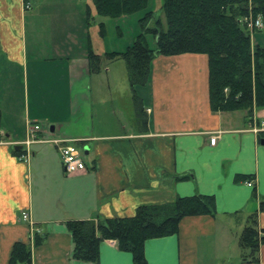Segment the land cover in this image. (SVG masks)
<instances>
[{
  "label": "crops",
  "instance_id": "1",
  "mask_svg": "<svg viewBox=\"0 0 264 264\" xmlns=\"http://www.w3.org/2000/svg\"><path fill=\"white\" fill-rule=\"evenodd\" d=\"M94 11L91 0H0V264L16 242L33 243L31 222L44 237L32 264H95L73 259L69 220L130 217L141 205L197 193L215 196L218 215L186 217L178 234L147 240V264H264V243L252 263L239 246L253 212L264 229V128L255 130L264 108L253 121L243 110L215 112L207 55L161 54L138 89L139 116L125 63L107 60L90 73ZM34 123L45 140L79 141L87 170L66 174L49 141L16 154ZM102 243L99 264H133L115 241Z\"/></svg>",
  "mask_w": 264,
  "mask_h": 264
},
{
  "label": "trees",
  "instance_id": "2",
  "mask_svg": "<svg viewBox=\"0 0 264 264\" xmlns=\"http://www.w3.org/2000/svg\"><path fill=\"white\" fill-rule=\"evenodd\" d=\"M99 15L119 18L144 12L140 19L142 31L125 50L96 53L89 41L90 73L102 72L104 59H123L127 65L129 86L132 89L136 111L141 110L139 87L149 84L152 61L158 55L201 53L209 61L210 105L215 112L247 111L252 118L258 108H264V45L253 44L251 32L242 19L261 16L264 23V0H163L167 28L162 19H155L150 0H91ZM264 29H255L256 33ZM101 34H106L101 24ZM154 43H152V40ZM1 48V47H0ZM0 109V127L2 125ZM253 121V118L251 119ZM14 152L18 155L22 151ZM178 175L176 180L188 179ZM249 179L251 176L238 175ZM253 180V179H251ZM259 211H264V198ZM258 212H253L240 234L239 246L244 263L258 262L260 246L264 243V229L258 224ZM217 214L215 196L193 194L179 196L167 203L141 205L130 217H99L73 219L67 222L73 238L74 260L99 264L102 242L113 240L120 251L132 254L133 264H147V240L178 234L180 222L191 216ZM44 237L38 232L33 243H15L9 264H32L33 247Z\"/></svg>",
  "mask_w": 264,
  "mask_h": 264
},
{
  "label": "rangeland",
  "instance_id": "3",
  "mask_svg": "<svg viewBox=\"0 0 264 264\" xmlns=\"http://www.w3.org/2000/svg\"><path fill=\"white\" fill-rule=\"evenodd\" d=\"M163 0H150L149 7L154 11L155 18L150 21V24L154 23L155 19H162L163 27L167 28V19L165 13L163 11ZM92 15V23L93 28V40L95 48L100 52V55H105L104 53L108 52V50L112 51L113 49H119L124 47L125 44H132L137 34L142 31L140 27V19L144 15V12H138L132 15H124L119 18H110L108 16L99 15L96 11ZM105 25L106 34L103 36L101 34V24ZM255 33V30L253 34ZM257 33V42H261L264 45V31ZM152 40V39H151ZM154 43V40H152ZM106 50V52H105ZM102 53V54H101ZM104 61H107L104 59ZM121 61V63H125L123 59L117 60ZM105 64V63H104ZM103 64V66H104ZM105 67V66H104ZM104 69V68H103ZM102 69V70H103ZM105 72V70H104ZM106 79V78H105ZM119 91H122V88H118ZM78 146V145H77ZM81 151H84L83 146H78ZM85 154V152H84ZM85 159L88 161V156L85 155Z\"/></svg>",
  "mask_w": 264,
  "mask_h": 264
},
{
  "label": "built area",
  "instance_id": "4",
  "mask_svg": "<svg viewBox=\"0 0 264 264\" xmlns=\"http://www.w3.org/2000/svg\"><path fill=\"white\" fill-rule=\"evenodd\" d=\"M31 3L26 2L25 3V8L29 9ZM242 21L247 24L251 35L253 34L255 29H264V23L261 18V16L258 17H247L243 18ZM29 130H28V135L25 141H23V149H27L30 147L32 144H35L36 142H52L57 145V149L60 151L61 159L62 162H64L65 166V172L68 175H74V174H79L83 173L84 171L87 170V163L84 161V153L81 151V149L78 148L77 146V140H66V139H56V138H50V139H43L40 136V132L42 131L41 124L39 123H34V124H29ZM264 128V123H262L261 126H258L255 128V130L259 131ZM218 135L216 133H213L211 139H210V144H215L217 140ZM253 180L249 181V184H253ZM22 219L24 221H29L30 220V214L28 211L23 212L22 214ZM31 222V221H30ZM30 228H31V234L33 237L35 236L36 233L39 232V228L36 227L34 222L30 223Z\"/></svg>",
  "mask_w": 264,
  "mask_h": 264
},
{
  "label": "water",
  "instance_id": "5",
  "mask_svg": "<svg viewBox=\"0 0 264 264\" xmlns=\"http://www.w3.org/2000/svg\"><path fill=\"white\" fill-rule=\"evenodd\" d=\"M22 149H23V146L22 145H16L15 146V150L16 151H21ZM85 153L88 154V150L87 149L85 150Z\"/></svg>",
  "mask_w": 264,
  "mask_h": 264
}]
</instances>
